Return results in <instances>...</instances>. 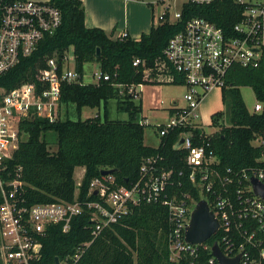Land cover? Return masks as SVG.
<instances>
[{
	"label": "built area",
	"instance_id": "obj_1",
	"mask_svg": "<svg viewBox=\"0 0 264 264\" xmlns=\"http://www.w3.org/2000/svg\"><path fill=\"white\" fill-rule=\"evenodd\" d=\"M216 0H187L176 10L178 0H158L165 11L156 19L159 24H176L182 19L187 4L208 6ZM242 9L241 20L229 37L215 23L195 17L187 21L185 29L172 37L153 67L136 59L135 67L142 65L143 80L149 84L181 82L189 88L184 99L186 106L170 111L171 119L158 125L161 140L173 132L181 131L175 143L178 151H187L185 164L188 182L198 190L201 200L208 203L218 229L212 239L216 241L193 245L186 241L192 214L201 201L191 193H178L173 169L167 170L160 158L144 160L140 177L129 186H118L114 174L92 180L86 198L76 188L72 202L25 205L16 193L25 184L17 177L4 181V162L13 158L25 134L20 130L22 120L38 117L54 122L58 119L62 85L82 84L76 69L72 50L54 53L46 59L35 82H24L12 90H0V264H33L40 259L42 242L48 226L63 225L67 233L75 217L88 215L93 224L91 242L78 247L77 254L59 264H76L85 250L105 230L132 212L141 204H160L169 211L170 260L180 262L189 256L195 258L200 250L210 251V264H219L212 248L217 244L230 259L240 257L239 264H264V200L257 196L253 180L264 185V169L251 168L235 171L223 168L221 161L210 150L211 137L204 132L197 112L205 95L216 88H224L227 72L233 65L264 67V0H234ZM173 8V11H172ZM62 16L49 1L0 0V77L14 68L21 59L35 54L46 36L59 29ZM129 35L123 33L118 38ZM98 77V76H97ZM108 81L109 76L100 74ZM97 82V83H98ZM144 84V83H143ZM117 85L121 93L140 97L144 85ZM263 105L258 102L254 111ZM144 125V124H141ZM213 125V123H212ZM214 126V125H213ZM217 133V132H216ZM183 141V142H182ZM201 141V144H200ZM257 146H264V138L257 137ZM180 172V177H183ZM210 240V241H211Z\"/></svg>",
	"mask_w": 264,
	"mask_h": 264
},
{
	"label": "trees",
	"instance_id": "obj_2",
	"mask_svg": "<svg viewBox=\"0 0 264 264\" xmlns=\"http://www.w3.org/2000/svg\"><path fill=\"white\" fill-rule=\"evenodd\" d=\"M60 10L62 22L52 36H46L38 50L0 77V90H12L24 82H35L40 70L45 69L46 59L54 53L72 50L76 57V69L84 77V67L89 63L100 66L101 75L109 76L95 84L62 85L60 109L75 106L78 120L60 117L48 119L33 117L22 120L20 130L25 139L13 158L4 162V181L17 177L25 184L17 198L25 205L72 202L75 198V171L85 169L80 187V197L86 198L90 184L101 177L102 171H114L118 186H129L140 177L141 166L147 158L158 157L167 170L173 169L178 193H191L197 201L201 196L187 179L185 157L187 151L175 149L176 131L163 138L157 148L144 142L145 126L139 116L143 112L142 101L121 93L117 85H149L143 80L145 67L133 65L136 59L145 62L147 68L163 56L170 39L185 29L187 21L200 17L215 23L225 34L233 37L234 27L241 20L242 9L234 0H216L208 6L187 4L182 19L176 24H159L143 34L139 40L115 38L99 28L86 26V14L81 0H50ZM98 49L100 56H98ZM222 89L223 101L228 104V126L222 124L224 116L217 114L213 125L220 129L210 139V150L221 161L223 168L235 171L251 168L264 169V146H254L257 137L264 138V67L233 65ZM177 85H183L179 82ZM250 87L263 105L259 113L248 111L240 88ZM117 88V91H116ZM117 100V111L126 113L127 120L110 119V101ZM85 108L102 109L103 116L81 119ZM59 109V112H60ZM59 114V113H58ZM55 137V139H54ZM57 146L51 151V145ZM201 144V141H200ZM183 172V177L179 175ZM2 197L0 195V205ZM93 224L88 215L75 217L70 230L63 225L48 226L41 239L40 259L33 264H56L71 260L82 244L91 242ZM171 222L166 206L141 204L128 215L106 228L85 250L76 264H210V251L200 250L198 256L170 260L169 233ZM216 237L209 241L211 245Z\"/></svg>",
	"mask_w": 264,
	"mask_h": 264
},
{
	"label": "rangeland",
	"instance_id": "obj_3",
	"mask_svg": "<svg viewBox=\"0 0 264 264\" xmlns=\"http://www.w3.org/2000/svg\"><path fill=\"white\" fill-rule=\"evenodd\" d=\"M36 1H49V0H36ZM187 0H178L176 3V10H180L182 4ZM141 4H147L150 13L153 12L154 25L157 26L159 20L154 16L165 11V6L158 2V0H136ZM146 6V7H147ZM173 11V8H172ZM101 70L97 63H89L84 67V84H95L97 83V78L100 76ZM98 76V77H97ZM119 88V87H117ZM116 88V91H117ZM137 91H141L140 97L135 100L136 103L142 101L143 112L139 116L141 124H144V142L147 146L157 148L160 145L161 138L159 136L158 125L166 124L171 119L170 111L176 106L183 108L186 106V101L184 99L185 95L188 93L189 88L185 85H172V84H149L144 85L141 88H137ZM240 92L244 103L249 112L254 111L255 105L258 100L255 93L250 87L240 88ZM230 99L227 98L226 102L223 101V91L222 88H216L213 91L207 93L205 98L199 105L197 112L200 115V122L204 124V132L207 135H213L220 129L213 126V118L217 114H222L224 119L222 124L228 126V104ZM110 119L111 120H127L128 115L126 113H120L117 111V100L113 99L110 101ZM97 116H103L102 109H91L85 108L82 111L81 119L86 120L88 118H95ZM62 120L70 118L72 120H78L79 117L75 111V106H64L60 109L58 118ZM26 138V137H25ZM55 139V137H54ZM256 140L253 141V145L257 146ZM51 151H56L57 146L55 144L51 145ZM84 168L78 167L75 171V181L77 188L82 184L84 178ZM0 256H1V243H0Z\"/></svg>",
	"mask_w": 264,
	"mask_h": 264
},
{
	"label": "crops",
	"instance_id": "obj_4",
	"mask_svg": "<svg viewBox=\"0 0 264 264\" xmlns=\"http://www.w3.org/2000/svg\"><path fill=\"white\" fill-rule=\"evenodd\" d=\"M81 1L85 8L86 26L102 29L108 34L114 32L115 38L127 33L130 38L139 40L155 26L153 12L151 14L147 4L142 2L140 4L136 0Z\"/></svg>",
	"mask_w": 264,
	"mask_h": 264
},
{
	"label": "water",
	"instance_id": "obj_5",
	"mask_svg": "<svg viewBox=\"0 0 264 264\" xmlns=\"http://www.w3.org/2000/svg\"><path fill=\"white\" fill-rule=\"evenodd\" d=\"M98 56H100V50L98 49ZM183 142V141H182ZM114 171H102V175L113 174ZM254 192L257 196L264 200V185L258 181L252 182ZM218 229V222L210 210L208 203L205 200H201L193 214L189 227L186 232V241L189 244L199 245L210 241ZM213 256L216 258L219 264H239L241 256L230 259L227 258L220 247L215 244L212 248ZM60 260L56 259V264H59Z\"/></svg>",
	"mask_w": 264,
	"mask_h": 264
}]
</instances>
